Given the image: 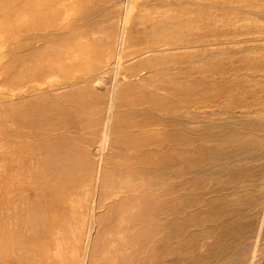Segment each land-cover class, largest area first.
Segmentation results:
<instances>
[{
  "label": "rangeland",
  "instance_id": "374dc122",
  "mask_svg": "<svg viewBox=\"0 0 264 264\" xmlns=\"http://www.w3.org/2000/svg\"><path fill=\"white\" fill-rule=\"evenodd\" d=\"M180 1L50 0L45 18L37 20L29 14L26 0H0V48L5 51L10 41L27 44L26 52H42L25 64L38 71L30 77L17 78L16 67L11 82L1 81L0 96L9 98L12 104L46 95L66 101L68 94L85 95L87 87L95 102L98 94L102 95L99 125L90 129L96 113L93 106L83 117L84 129L65 131L81 136L74 146L93 150L100 146L104 134L112 142L118 136L112 129L113 122L123 110L118 108L121 87L149 84L147 75L152 68L177 75L186 71L189 79H181L178 84L206 79L215 87L202 99L194 95L198 104L177 114L154 110L149 119L179 118L193 149L204 145L206 131L224 132V138L235 141L219 149L216 159L204 155L207 173L182 175L175 171L181 164L177 162L172 163V170L167 168L166 186L176 188L168 197V206H174L177 196L183 208L169 228L157 225L156 243L165 236L169 240L154 255L150 240L143 248H136L130 237L117 232L125 223L111 228L109 201L103 208L98 202L100 195H106L100 189L101 176L92 179L93 192L90 183L84 191L67 190L64 199L58 201L60 223H53L50 216L56 201L48 200L44 192L47 201L43 209L49 214L38 217L40 209L36 204L28 206L22 183L34 180V174L43 169L47 155L42 143L47 132L40 126L25 128L13 109L9 111L4 107L7 103L0 99V264H136V257H141V264H264V0ZM217 3L222 4L221 9L212 7ZM177 5L200 9L201 19L218 14L222 28H226L216 32L221 34L220 41L214 44V33L208 31L210 41L205 44L189 46L184 42L171 48L167 43L184 37L162 25L151 36H142L141 31L149 30L153 23L161 24L164 17L171 16L169 8ZM4 17L8 19L6 23ZM229 23L236 24L237 31L227 27ZM87 31L86 37L82 35ZM141 62L147 65L139 67ZM137 75L141 78L137 79ZM73 79H78L77 83L68 86ZM29 89H40V94L18 98L20 91ZM113 90L117 93L112 104L115 112L110 126L103 130ZM224 92H228V100L222 97ZM173 130L171 126H153L151 131L161 139ZM113 157L110 154L109 158ZM100 167L99 158H95V170ZM196 193L199 196L195 197ZM81 199L86 204H81ZM36 217L40 223L31 222ZM179 228V234L169 237ZM100 234L104 242L99 245Z\"/></svg>",
  "mask_w": 264,
  "mask_h": 264
},
{
  "label": "bare ground",
  "instance_id": "6f19581e",
  "mask_svg": "<svg viewBox=\"0 0 264 264\" xmlns=\"http://www.w3.org/2000/svg\"><path fill=\"white\" fill-rule=\"evenodd\" d=\"M49 2L50 0H26V6L29 14L40 20L44 17ZM190 2L192 3V1ZM177 3L182 2L179 0ZM212 7L221 9L222 4L217 3ZM168 11H171V16L164 17L161 24L153 23L148 28L149 30L146 31L145 29L141 31L143 33L142 36H151L157 27L162 25L167 26L171 32H181L182 37H184L182 40L175 39V41L167 43L171 48H174V46L175 48L180 47L179 45H183L184 42L189 46L205 44L210 41L207 38L208 33L206 32L208 31L214 33V37L216 38L212 40L214 44L220 41L219 36L221 34L217 35L216 32L221 30L224 25L219 22L218 14L217 16L213 14L209 18L201 19L202 14H200V9H193L189 6L182 7L180 5H177L176 8H169ZM189 15H192V17H188ZM7 17L2 19L3 22L6 23ZM226 26L235 29L237 25L229 23ZM223 30H226V28ZM235 30L237 31V29ZM88 33L89 31L82 35L86 37ZM198 33L201 34L199 35ZM179 41L181 42L179 43ZM8 43L9 47L5 51L2 50V47L0 48V83L1 81L6 83L11 82L12 71L15 72L16 67V71L19 73L17 78L34 75L38 70H32L29 66H25V64L28 60L41 56V49L34 52H26L25 47L27 44H24V46L18 45L19 43L12 44L10 41ZM69 45L71 44L69 43ZM121 45H123V41H121ZM182 48H185V46ZM77 51L81 52L79 46ZM122 58L123 56H119V59ZM143 65H147V63L141 62L138 66ZM62 66L63 68H67L68 65L63 63ZM186 73L185 71L177 75L170 70H155L152 68L149 70V76L147 75V82L149 84L137 85L134 83L123 85L121 87L123 94L120 95L122 100L118 103V108H122L123 110H120L116 116L112 127L114 133L118 136L114 137L112 142H110L107 139V135L104 134L100 146L97 145L98 147L93 150H84L81 147L74 146V143L81 136L65 133V131L72 129L78 132L84 129L85 120L83 117L86 115L88 109L93 106L96 107L94 109L96 113L94 115L95 120L90 129L94 125L95 127L99 125L101 120L98 115H100L103 109L104 100L100 93L96 97V102L95 99L92 100L90 87H87L83 91L85 95L79 94L75 96L74 94H68L66 101H63L58 96L46 95L36 99H21L12 104L9 103V98L0 96V99L7 103L4 107L8 108L9 111L13 109L15 115L25 125V128L40 126L47 132L45 142L42 143V149H44L47 155L46 161L42 163L43 169L34 174L36 176L34 180L22 183L27 192L24 198L27 199L28 206L33 207L36 204L40 209L38 217L41 218V215L42 217H46L49 214L45 208L43 209L44 201L45 203L47 199L56 201V208L50 213V216L53 223H60L62 218L59 216L60 207L58 201L64 199L67 190L78 188L84 191L87 189L86 184L90 183L91 186L89 188L93 192L95 186L92 184V179L101 176L99 178L100 189L106 195L105 197L100 195L101 197L98 202L99 207L103 208L106 206V202L109 201L107 209L112 222L111 228L118 223H125V226L120 227L121 229L117 232L130 237V241L133 242L136 248H143L145 241L150 240L151 244L153 243L150 252L154 255L157 254L161 245H166L169 240L168 236H165L163 240L156 243L155 237L158 234L157 225L162 223L169 228L174 224L176 213L183 208L182 202L177 196L174 198L176 202L174 206H168V197L174 195L173 192L176 188L174 186H171L172 188L166 186L168 179L167 175L164 174L167 168L172 170L174 168H171L172 163L177 162L181 164L180 168H177L175 171L182 175L207 173V161L204 155L207 154L208 157L215 158L219 149L225 145H230L233 141L224 138V132L221 134L220 132L213 133L206 131L204 145L193 149V142L187 137L184 126L178 120L179 118H176L177 120L174 119V121H163L160 118L149 119L154 110L177 114L185 107L198 104V102H195L193 96L196 95L201 99L202 97H207L211 93L210 90L215 87L206 79H200L195 83L178 84V81L181 79H189L188 73L187 75ZM137 76V79L141 78V75ZM156 78L158 80H155ZM77 81L78 79L69 80L67 84L68 86H73ZM39 90L29 89L20 91L18 98H23V94L24 96L25 94L26 96L40 94ZM88 90L89 94H87ZM110 94V105L107 108L108 116L105 118V123L107 122V124L105 128L103 127V130L108 129L112 112H115L112 104L115 103L117 93L113 90ZM133 94H136L137 97L133 98ZM222 97L228 100V92L222 93ZM130 98H133V100H130ZM144 105L147 107L145 108ZM134 117H142V119L135 120ZM153 126H171L174 130L172 134L159 139L151 131ZM236 140L240 142L241 139ZM110 154H114V157L109 158ZM29 155L32 156V153ZM95 158H99V162L102 165V169L101 167L98 168L99 171L95 170ZM105 189L111 190L107 192ZM37 192L39 193L38 195L36 194ZM44 192H46L47 199L44 197ZM36 195L40 197L39 200L36 199ZM187 196L190 198V193H187ZM194 196H199V194L196 193ZM81 204H86L85 200L81 199ZM186 207H190L189 202ZM32 220H34L31 221L32 223L41 222L37 217L32 218ZM185 223L186 220L183 221L182 225ZM111 228V232L116 231V229ZM179 232L180 228L172 232L169 237L174 238L175 233L179 234ZM58 233H61V231L58 230ZM100 236L101 234L97 237L99 245L104 242ZM136 253L134 252L135 256L138 255ZM180 255V257L184 256V254ZM136 259H138L136 264H141L139 263L141 257H136Z\"/></svg>",
  "mask_w": 264,
  "mask_h": 264
}]
</instances>
